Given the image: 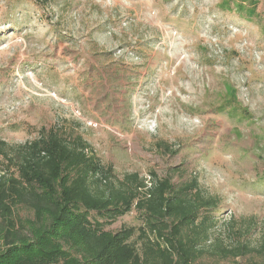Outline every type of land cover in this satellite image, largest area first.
Here are the masks:
<instances>
[{
	"label": "rangeland",
	"instance_id": "374dc122",
	"mask_svg": "<svg viewBox=\"0 0 264 264\" xmlns=\"http://www.w3.org/2000/svg\"><path fill=\"white\" fill-rule=\"evenodd\" d=\"M240 2L0 0V142L9 154L0 175L15 171L21 147L57 136L87 155L103 187L143 197L161 180L175 191L195 183L188 198L214 200L200 212L212 221L202 243L259 247L264 0L249 4V17ZM16 213L32 217L25 206ZM124 228L140 250L142 229L158 240L135 209L105 229ZM211 252L199 263L264 264L255 252L235 261Z\"/></svg>",
	"mask_w": 264,
	"mask_h": 264
},
{
	"label": "trees",
	"instance_id": "16d2710c",
	"mask_svg": "<svg viewBox=\"0 0 264 264\" xmlns=\"http://www.w3.org/2000/svg\"><path fill=\"white\" fill-rule=\"evenodd\" d=\"M252 1L240 2L242 17L250 16ZM5 148L0 142V157L9 159ZM10 161L15 171L0 175V264H200L210 251L234 261L254 252L264 256V237L259 247L229 246L221 238L210 247L202 243L209 241L212 221L200 212L214 200L200 194L188 198L195 183L175 191L169 179L161 180L143 197L128 185L103 187L102 181L91 180L87 155L57 136L26 144ZM140 187L148 188L144 183ZM20 206L32 217H20ZM133 209L158 237L155 242L142 229L141 250L131 243L132 228L105 229Z\"/></svg>",
	"mask_w": 264,
	"mask_h": 264
}]
</instances>
